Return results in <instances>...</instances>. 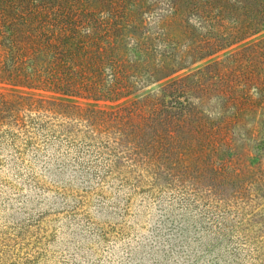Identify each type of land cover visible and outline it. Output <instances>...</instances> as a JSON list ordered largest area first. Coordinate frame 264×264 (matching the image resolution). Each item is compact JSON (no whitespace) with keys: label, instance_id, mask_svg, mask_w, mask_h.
Listing matches in <instances>:
<instances>
[{"label":"trees","instance_id":"1","mask_svg":"<svg viewBox=\"0 0 264 264\" xmlns=\"http://www.w3.org/2000/svg\"><path fill=\"white\" fill-rule=\"evenodd\" d=\"M132 4L130 23L127 0H0V188L14 182L13 192L0 193V264H55L54 255L68 254L50 221L41 225L44 213L55 212L79 216L85 240L116 236L107 264H264L255 231L248 257L237 239H225L226 215L238 199L253 203L256 189L264 193L260 156L248 148L255 133L235 131L244 113L264 106V38L248 47L261 57L262 79L253 86L259 96L235 86L229 116L209 109L212 64L192 67L262 32L264 0ZM158 10L166 27L184 17L189 36L195 13L213 16L223 32L186 39L188 59L176 61L166 30H148ZM149 33L145 48L141 39L131 47L151 59H130L125 38ZM239 55L236 62L247 59ZM36 188L58 201L37 217L8 212L5 205L19 198L26 208ZM124 188L164 192L167 203L127 223L124 216L137 213H127ZM95 249L94 264H106L103 248Z\"/></svg>","mask_w":264,"mask_h":264},{"label":"rangeland","instance_id":"2","mask_svg":"<svg viewBox=\"0 0 264 264\" xmlns=\"http://www.w3.org/2000/svg\"><path fill=\"white\" fill-rule=\"evenodd\" d=\"M135 10L136 9L132 4V0H127V16L130 23L133 20ZM221 18H223L221 25H224L226 23L227 17L223 16ZM164 20H167L166 17H164L161 11L158 10L155 15H152L151 21L149 22H153L150 24L151 27L148 28V30H160L161 28H164L166 30L168 36L171 39H174L176 42V46L174 48L175 51H177V54L175 56L176 61L188 59L187 48L189 47V44L183 45V42L186 41V39H188V41H199L204 38H209L211 33L219 35L220 32H223V28L222 26H220V22H217V20L214 19L213 16L210 17L209 20H205L202 16H200V14L196 15L195 13V15H193L192 18L189 19V23H191L194 29L191 36H189V34L187 33L188 29L186 28V22L184 17L176 18L174 21L170 22V26L168 27L165 26V23L163 22ZM146 36H148V40L145 38ZM151 36V33H149L148 35H145L141 38L131 35H128L125 38L127 43L125 45V51L127 52V55L130 57V59H151V57L148 56V50L147 52L137 54L133 52L131 47L132 44L136 42L139 43V39H141L144 43L145 48L148 43L151 42ZM262 38H264V30L222 51H219L213 54L212 56L208 57L204 61L192 66H198L206 62L212 64L209 100V109L211 111L212 116H216L218 112L225 116H229L234 112L235 108L231 106L230 95L231 90H235L237 86L238 89L247 87L250 89V91H255V97L259 96L253 86L257 87L258 83L262 79V70H260L261 57L251 51V49H249L248 47L253 42L258 41ZM208 40L212 41L213 39ZM237 52H239V54L243 52L244 56L247 59H242L236 62V60L240 57L239 54H236ZM165 65H167L168 67L171 66L169 61L166 62ZM234 76L236 78H234ZM219 94L221 95L220 99L217 97ZM220 104H222V106H220ZM250 109L252 110L243 114V121L237 126L238 128H235V131H248L250 133L254 131L255 138L252 139L250 136H248V138L252 140L247 138L249 140L248 148L252 152V154L257 155L258 157L260 156V158L256 161H260V167L264 172V106L260 107L256 104L255 107H252ZM3 172L4 170L0 169V183L3 182V180L5 182L6 180L2 178ZM7 181L10 184H7ZM7 181L6 183H2L4 185L2 186V188H0V193L3 192L2 190L5 191L7 188L10 192H13V188H10L9 185H12L14 182L9 179H7ZM261 187L264 191V183L261 184ZM255 191L258 194L256 195V197L259 196V198H257L258 200L253 201V203H246L245 199H238L239 206L236 209H233L228 212V214L226 215L225 223L227 227L225 229V239H227L229 242H233L235 241V239H237L240 243L242 256L248 257L250 248L249 236L250 234H253V231H255V234L258 235L259 239V242L256 244L258 245V247H256L255 249V255H257L259 259H261L263 256L262 253H260L261 247L259 246H263L264 243V195H261L264 193L261 192L260 189H256ZM34 192H37V195H32L34 197L33 202H30L28 200L26 208H19L21 206V201L25 200L24 198H19L5 205V207H7V210H9L8 212L10 213V211L16 209L17 211H19V216L21 215V212L24 211V214H28L31 212L35 214V217H37V215H41L44 210L48 209L49 207H52V203H56L58 201L56 197L41 189L36 188ZM256 192L254 194H256ZM123 194L125 198H127V196H130L129 203L127 205V213H137V215L133 216L125 215L123 219L126 220L127 223L129 221L141 222L140 219L143 215L146 216L148 212H155L156 210H158V208L165 207L167 203V195H165L164 192L155 195L154 197L148 193L129 194V191L124 188ZM27 198L29 199V197ZM147 200H153L151 204V206L153 207L152 209L148 210V207H145V205H147ZM22 204L24 206L26 202L24 201V203ZM44 214L45 217L42 218L41 225L43 226L44 221H50V224L53 225L56 229V234L59 235V233H61L62 235V246L60 247H63V249L64 247H69L68 254L65 251V254L61 257H59L58 255H54L56 256L53 261V263L55 264H94L95 262H93L92 259L96 257V254H94L93 252L94 250H96V247H99V250L101 249V247L103 248L101 260L107 264L109 254L106 253L105 255V250L109 248L111 252L118 250L117 247L119 246V242L116 241V236L112 237V235H107L106 237H103L102 235L101 237L98 234H89L87 232V234H89V238L85 240L84 235L81 231V227L83 225L76 224V219H78L79 216L73 217L70 215H66V213L60 212ZM89 227L90 229L97 231L96 225H89ZM31 229L34 230V228ZM47 230L49 231L50 227H47ZM83 254L85 256H83ZM111 259L113 260L112 256ZM257 261L259 264L261 263V260ZM115 263L111 262L110 264Z\"/></svg>","mask_w":264,"mask_h":264}]
</instances>
